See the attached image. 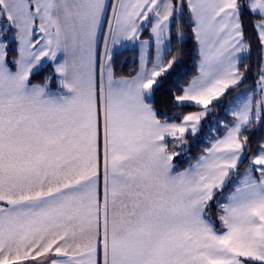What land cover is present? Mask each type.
I'll list each match as a JSON object with an SVG mask.
<instances>
[{"label": "snow or ice", "instance_id": "snow-or-ice-1", "mask_svg": "<svg viewBox=\"0 0 264 264\" xmlns=\"http://www.w3.org/2000/svg\"><path fill=\"white\" fill-rule=\"evenodd\" d=\"M0 264H264V0H0Z\"/></svg>", "mask_w": 264, "mask_h": 264}, {"label": "trees", "instance_id": "trees-1", "mask_svg": "<svg viewBox=\"0 0 264 264\" xmlns=\"http://www.w3.org/2000/svg\"><path fill=\"white\" fill-rule=\"evenodd\" d=\"M146 34V33H145ZM186 49L189 52V55L185 57V60L182 64V66L179 69H176L172 76L170 77V81L175 84L177 87L182 86L188 79H190L193 75L196 74V64L195 60L198 59V57H193L191 55L192 49L194 47V41L191 38V35L189 34L187 43L185 45ZM256 51H255V46L254 50L252 52V69L249 74V80L248 84H253L254 80L256 78ZM11 58V57H9ZM121 61H124L123 64H121ZM136 58L134 53L129 50L127 52H124L120 58V60L117 61V72L118 74H128L130 72H133L136 68ZM47 74V69L44 71L38 73L36 76L33 77V82L34 83H40L43 80L44 75ZM54 82V81H53ZM174 90V89H172ZM234 94V92H233ZM158 103H157V108L160 111L165 112L167 115H172L173 113L180 114L181 111H191L194 110L192 108H184V109H170L166 103H164L162 100H160L159 97H157ZM231 101V95L227 96L223 100V104L227 106L230 104ZM220 119L224 121H230L231 117L226 115V112H220ZM225 129L223 127L219 128V134H223ZM205 132H207V129H205ZM204 135V134H202ZM261 133L259 131L255 132L253 134V139H258L260 137ZM211 135L207 137V139H211ZM207 146L205 143L201 142L196 144V146L192 149V155L195 156L203 147ZM183 166V165H181Z\"/></svg>", "mask_w": 264, "mask_h": 264}, {"label": "crops", "instance_id": "crops-1", "mask_svg": "<svg viewBox=\"0 0 264 264\" xmlns=\"http://www.w3.org/2000/svg\"><path fill=\"white\" fill-rule=\"evenodd\" d=\"M53 90H55V81L53 82ZM229 105V104H228Z\"/></svg>", "mask_w": 264, "mask_h": 264}, {"label": "rangeland", "instance_id": "rangeland-1", "mask_svg": "<svg viewBox=\"0 0 264 264\" xmlns=\"http://www.w3.org/2000/svg\"><path fill=\"white\" fill-rule=\"evenodd\" d=\"M228 106V105H227Z\"/></svg>", "mask_w": 264, "mask_h": 264}]
</instances>
